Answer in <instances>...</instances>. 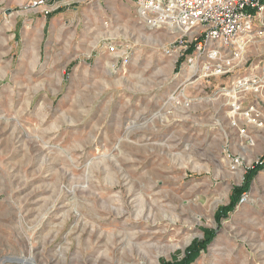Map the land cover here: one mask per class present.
I'll return each instance as SVG.
<instances>
[{
  "label": "rangeland",
  "instance_id": "1",
  "mask_svg": "<svg viewBox=\"0 0 264 264\" xmlns=\"http://www.w3.org/2000/svg\"><path fill=\"white\" fill-rule=\"evenodd\" d=\"M30 1L0 0V264H167L208 230L192 264H264V168L216 217L263 160L264 99L231 118L235 77L191 79L135 3Z\"/></svg>",
  "mask_w": 264,
  "mask_h": 264
},
{
  "label": "built area",
  "instance_id": "2",
  "mask_svg": "<svg viewBox=\"0 0 264 264\" xmlns=\"http://www.w3.org/2000/svg\"><path fill=\"white\" fill-rule=\"evenodd\" d=\"M52 5L53 0H32L27 6L49 16ZM137 15L150 29L174 36L166 53L186 60L191 79L235 77L223 88L231 118L261 119L256 105H244L250 97L264 99V0H137ZM107 52L129 62L127 50L115 43L107 45ZM242 67H249V73L236 75ZM231 163L234 171L241 166L239 157Z\"/></svg>",
  "mask_w": 264,
  "mask_h": 264
},
{
  "label": "trees",
  "instance_id": "3",
  "mask_svg": "<svg viewBox=\"0 0 264 264\" xmlns=\"http://www.w3.org/2000/svg\"><path fill=\"white\" fill-rule=\"evenodd\" d=\"M264 168V157L263 160L259 163L253 166L251 170H249L244 185L242 187H237L234 190L233 197H235L234 200H232L231 204L223 209L217 214V219H220L222 216H227L229 212H232L235 210L237 204L240 201V198L245 194L246 192H249L250 185L253 181V179L256 177V175L263 170ZM215 232L213 231H206V238L204 240H196L192 243V245L186 250V257L182 261H175L173 263H167V264H192L197 257L200 255V252L205 250L210 243H212Z\"/></svg>",
  "mask_w": 264,
  "mask_h": 264
},
{
  "label": "crops",
  "instance_id": "4",
  "mask_svg": "<svg viewBox=\"0 0 264 264\" xmlns=\"http://www.w3.org/2000/svg\"><path fill=\"white\" fill-rule=\"evenodd\" d=\"M118 2L119 3L122 2L124 5L126 4L130 5L129 3H135L137 7V0H53L52 8L54 9V11H57L58 9H61L63 6L74 5V8H77V9L79 7H85V6L87 9H90V10L100 9V8L101 9L103 8L111 9V8H116V3ZM123 4H121V7L124 6ZM86 18L90 22L98 19V17L94 15L93 13H89V15L86 14ZM104 40L105 38L99 37V43H103Z\"/></svg>",
  "mask_w": 264,
  "mask_h": 264
}]
</instances>
